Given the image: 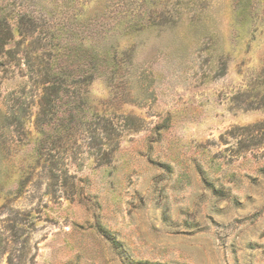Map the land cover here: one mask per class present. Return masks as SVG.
I'll list each match as a JSON object with an SVG mask.
<instances>
[{"label": "rangeland", "instance_id": "obj_1", "mask_svg": "<svg viewBox=\"0 0 264 264\" xmlns=\"http://www.w3.org/2000/svg\"><path fill=\"white\" fill-rule=\"evenodd\" d=\"M61 1L42 0L49 30H16L18 64L0 68V264H264V0ZM104 53L79 88L84 124L55 146L73 94H53L42 123L47 71ZM99 115L130 116L104 164L82 134Z\"/></svg>", "mask_w": 264, "mask_h": 264}, {"label": "trees", "instance_id": "obj_2", "mask_svg": "<svg viewBox=\"0 0 264 264\" xmlns=\"http://www.w3.org/2000/svg\"><path fill=\"white\" fill-rule=\"evenodd\" d=\"M87 1L89 0H62L61 3L63 7L70 8L75 7L77 4H80L82 6V4ZM106 1H108V6H116L117 8H121L132 2V0ZM16 3H19V7L17 11L13 13L14 8L16 7L14 6L12 9V5H16ZM139 5H143V0L139 1ZM56 9L59 10V8ZM53 14L54 9L52 8L48 10L47 4L42 3V0H14L13 2H11L10 0H7V2H4L3 0L0 1V68L12 64H15L16 66V64H18L14 63L17 62L19 59L18 53L14 47L10 46V44L15 41L16 30L19 32L20 35L23 36V38L29 36L35 37V33L37 32V30H49V25L51 23V20H53ZM164 22L166 21H163L162 24ZM39 38L38 36H36V39ZM45 38H49V32H46ZM124 52L126 53V51ZM89 59L90 62L88 63L87 67H81L77 75H74L68 67H63L64 70L63 68L62 70L58 69L54 73L51 71H47L45 80H43L45 84H48L45 85L46 92L44 95V101L42 108L38 114V119L42 123L43 120L48 121L50 110L55 106V103L52 99L53 94H58L60 93V91H70L73 94V98L69 101L70 105L66 106L62 113L58 115L59 122L54 128L56 129V134H54V136L52 137L55 146L57 143H62V141L69 142L71 140L76 139L78 130H80V123L84 124V118L85 116H87V113L85 111L87 107V100L84 96V93H81V91H79V88H81L82 84L87 83L88 81L90 82L92 78H94L96 70L95 66L97 65L96 62H99L98 60L105 62L106 60H108V54L104 53L103 59L96 58L95 55H90V58H88L87 60ZM88 66H91L93 69L89 70ZM14 113H12V115L8 117V120L12 119V121L16 120L18 121V123H22L23 119H21L19 115H14ZM125 117L126 119L124 123L116 125L112 120L106 118L104 115H99L98 121L92 125V128H90L89 126L83 129V135L90 133L89 139L91 138L93 140V142H90L92 146L91 149L93 150L94 154H96V160H98L99 164L108 163L110 161L112 157L111 154L118 145V135H120L126 127L129 128V123L127 122L130 119V116L125 115ZM262 125L263 123H256L252 126L246 127L245 129L251 131L240 139V143L246 142L250 138L253 139L252 137H255L253 130L257 127L261 128ZM48 135L50 136V133H48ZM49 136L39 141V143L37 144L39 151H43V149L45 151H51L50 147L47 145L48 139H50ZM19 141L20 140H18L17 143H19ZM0 145L2 152L4 153L3 157L5 158L7 153L9 154L10 150L7 145V141H2ZM64 146L65 145L58 147L63 150H65V148L68 149L69 147L68 145L65 147ZM41 157L42 156H39L37 163L41 162ZM47 158L49 159L47 165L48 177L49 180L52 182V185L66 186V171L59 167L60 158L51 159V156H48ZM36 166L37 165H35L34 167L33 165L32 168H36ZM10 170L11 166L9 165L7 169V177L10 173ZM27 180L28 178L22 179L21 177L19 180L20 186L22 187V184L26 183ZM1 184L2 187L3 182ZM70 188L71 190L72 188L76 190L78 187L76 183L73 182Z\"/></svg>", "mask_w": 264, "mask_h": 264}]
</instances>
